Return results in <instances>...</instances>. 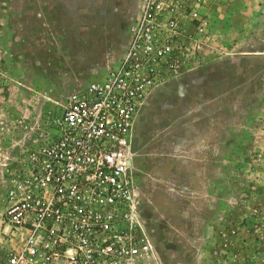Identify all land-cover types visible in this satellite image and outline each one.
Wrapping results in <instances>:
<instances>
[{
	"label": "rangeland",
	"instance_id": "rangeland-1",
	"mask_svg": "<svg viewBox=\"0 0 264 264\" xmlns=\"http://www.w3.org/2000/svg\"><path fill=\"white\" fill-rule=\"evenodd\" d=\"M149 0H0V212L13 165L126 53ZM178 72L146 101L141 264H264V0H156Z\"/></svg>",
	"mask_w": 264,
	"mask_h": 264
},
{
	"label": "built area",
	"instance_id": "built-area-1",
	"mask_svg": "<svg viewBox=\"0 0 264 264\" xmlns=\"http://www.w3.org/2000/svg\"><path fill=\"white\" fill-rule=\"evenodd\" d=\"M149 0L119 65L73 92L52 133L13 165L0 264H141L152 252L134 178L135 131L178 71Z\"/></svg>",
	"mask_w": 264,
	"mask_h": 264
}]
</instances>
